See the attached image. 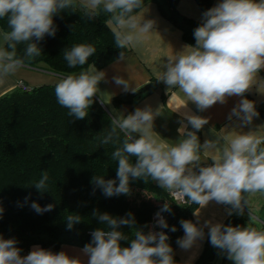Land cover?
Masks as SVG:
<instances>
[{"label":"clouds","instance_id":"clouds-1","mask_svg":"<svg viewBox=\"0 0 264 264\" xmlns=\"http://www.w3.org/2000/svg\"><path fill=\"white\" fill-rule=\"evenodd\" d=\"M64 10H83V16L88 19L101 12L108 14L105 24L115 46L122 50L118 62L134 56L150 68L156 81L167 86L168 103L180 100L170 107L171 112L181 115L177 129L181 138L174 143L154 130L155 118L163 115L165 105L156 109L137 107L127 115L112 109L110 127L89 143L113 146L111 159L118 161L116 180L93 177V192L99 188L106 197L129 195L130 181H154L176 203L199 206L194 211L196 222L180 221L184 235L176 243L182 250L192 249L198 240H203L207 228L210 244L233 264H264V219L252 211V197L258 193L264 195V124L243 131L259 117L255 103L240 99L227 117L229 121L235 117L237 124L231 130L228 126L219 131L213 128L215 138L203 143L197 132L209 123V118L193 114L191 110L181 112L189 102L204 112L217 102L225 104L229 97H244L253 85L264 82L259 77L264 70V0H220L203 12L200 26L194 29V45L185 44L177 52L166 45L168 51L161 57L149 49L153 38L163 40L155 20L145 18L149 8L144 0H0V20L6 21V28L0 27V85L41 55L37 42L46 35L55 36L57 28L53 18ZM21 44L23 55H18ZM95 53L96 47L88 43L66 49L63 58L67 66L81 70L59 74L55 83L57 103L68 110L69 117L77 120L88 116L93 98L98 94L102 105L111 103L112 94L101 93L99 88L102 81L108 82L106 72L98 70L95 63H88ZM128 53L133 56L129 57ZM112 81L126 93H135L140 87L138 82L132 87L129 80L118 75ZM132 156L136 157L135 163L130 161ZM205 161L211 163L205 164ZM48 182L49 174L44 171L33 185L43 194ZM210 201L228 206L229 216L233 213L243 216L247 208V226L211 220L200 224V209ZM30 206L37 214L54 209L53 204L41 207L32 202ZM3 212L0 206V218ZM162 212H171L169 203L165 202L156 213V226L167 229L169 225ZM93 215H98L105 227L93 231L91 243L81 249L88 257L87 264H177L164 231L150 230L145 234L134 227L132 213L122 218L108 213L94 212ZM66 221L70 230L82 217L68 214ZM121 226L135 229L128 247L121 246V241L129 240L119 230ZM176 230L175 226L170 229ZM16 244L14 238L0 236V264H84L78 256L70 257L64 251L54 253L39 246L21 256ZM184 264H191V260Z\"/></svg>","mask_w":264,"mask_h":264},{"label":"trees","instance_id":"trees-1","mask_svg":"<svg viewBox=\"0 0 264 264\" xmlns=\"http://www.w3.org/2000/svg\"><path fill=\"white\" fill-rule=\"evenodd\" d=\"M178 2L144 0L145 4L155 3L160 13L180 29L182 39L194 45V29L200 26V22L181 15L177 10ZM195 2L204 12L211 8L213 0ZM53 19L57 28L55 36L46 35L37 42L41 55L26 66L58 75L78 72L81 70L79 67L67 66L64 51L74 44L88 43L96 47V53L88 63H95L101 69L117 60L122 51L115 46L114 37L105 24L108 19L106 13L101 12L97 17L88 19L83 16V10H64ZM0 27L6 28L5 20H0ZM23 49V44L18 45V55H23ZM55 83L28 86L19 82L16 88L0 96V206L4 209L0 218V236L14 238L21 255L31 245H39L52 252L64 244L83 248L91 243L93 231L105 227L98 215H93L94 212L108 213L116 218L132 213L134 227L147 234L152 218L167 202L171 212L162 213L169 228L163 231L169 237L168 243L173 248L176 261V241L183 233L180 221L189 220L198 205L177 204L167 191L151 180L148 183L142 179L130 181L129 195L106 197L99 188L93 192V177L116 180L118 161L111 159L113 146L89 143L110 127L111 114L94 97L85 119L69 117L68 110L57 103ZM157 86L150 79L135 93L125 92L115 96L113 104L116 107L132 105ZM255 107L264 116V104ZM130 161L135 163L136 157H130ZM44 171L49 174V186L41 194L33 183L40 179ZM32 202L41 207L53 204L54 209L37 214L30 206ZM68 214L82 217V221L70 230L66 221ZM224 224L245 227L244 215L233 213ZM173 226L177 229L175 232L170 231ZM119 230L129 236V240L120 242L121 246H130L131 232L135 229L121 226ZM218 251L208 238L195 264H216Z\"/></svg>","mask_w":264,"mask_h":264},{"label":"crops","instance_id":"crops-1","mask_svg":"<svg viewBox=\"0 0 264 264\" xmlns=\"http://www.w3.org/2000/svg\"><path fill=\"white\" fill-rule=\"evenodd\" d=\"M219 2L220 0H213L211 7H214ZM145 5L149 8V12L146 13L145 18L155 20L156 30L163 40L162 42L159 39L153 38L152 42L149 45L150 50H155V54L158 57H161L168 51V47L166 45L171 46L172 50L174 52H177L182 50L183 45L189 44L182 39L180 29L170 21H168L160 13L155 3H146ZM177 10L181 15L201 23L203 12L200 10L195 0H179L177 4ZM127 55L129 57L133 56L132 53H128ZM162 59L166 60V57ZM25 67L31 68L28 66ZM98 70H103L106 72V79L108 82L105 83L102 81L99 84V88L101 90V93L112 94L111 103L103 105L111 115L113 114L112 109H116L127 115L128 113L133 112L137 107L144 108L145 106H151L153 109H156L160 105H165L163 115L155 118L154 130L158 132L163 138L168 139L169 143H174L181 138L179 133L177 132V129L180 126L178 121L181 119V115L179 112H171L170 110L171 104H179L180 100L177 99L168 103L170 93L167 91V86L163 82L156 81V79L152 75L150 68L147 65H144L140 60L133 56L132 59H126L122 62H118V60H115L104 68ZM46 71L50 72L48 70ZM50 74L58 76V74L52 72H50ZM117 75L123 77L126 80H129L132 87H136L138 82L140 86L139 89L148 84L150 79L155 81L158 86L152 91L145 93L143 97L136 101L134 104H122L116 107L113 104V98L119 94L125 93L122 90V86H117L112 81V77ZM259 77L261 79H264V70H261V72L259 73ZM20 80L21 79H18L16 75H12L5 84L0 85V96L16 88L18 83L22 82ZM25 84L28 85L27 83ZM96 98L100 101V94H98ZM242 98H247L250 101H253L255 105L264 104V82H259L258 85H253L251 90L245 93L244 97H229L225 104L221 105L219 102H217L214 106L205 110L204 112H199L195 105L191 102L188 103L187 109H181V112L191 110L193 114L209 118V123L205 125L202 130L197 132L200 142L203 143L206 139L215 138L211 131L213 128L219 131L222 127L228 126L229 130H231V128L237 124V120L235 117H233L232 121H229L227 117L231 109ZM260 124H264V116H262L259 112V117L254 118L253 124L250 126H245L243 128V131L247 132L251 129H254L255 126ZM189 130H191L190 126ZM239 130L240 129L237 128V131ZM204 163L210 164L211 161H205ZM198 207L199 206H197L196 209H198ZM227 207L228 206L218 204L215 201H210L206 207L200 209V224H203L205 220H211L213 223L224 224L230 217L226 212ZM189 220L193 222L197 221V217L194 215V212L192 213ZM204 231V239L198 240L197 244L194 245L192 249L182 250L179 246L176 248L175 256L177 264H184V262L188 260H191V264H195L197 262L208 239V229L205 228ZM183 235L184 231L181 238L183 237ZM34 246L39 245H31L29 249L21 256H26L27 254H29ZM81 249L82 247L64 244L61 245L59 249L54 253L64 251L70 257L78 256L84 262V264H87L88 257L81 252Z\"/></svg>","mask_w":264,"mask_h":264},{"label":"rangeland","instance_id":"rangeland-1","mask_svg":"<svg viewBox=\"0 0 264 264\" xmlns=\"http://www.w3.org/2000/svg\"><path fill=\"white\" fill-rule=\"evenodd\" d=\"M43 66V65H42ZM14 75L18 77V79H21L20 81H24L30 86L34 85H41V84H52L55 83L57 80V75H52L50 72H47L44 69L40 68H26L23 67L19 69ZM252 211L259 215L261 218H264V195L262 194H256L252 197ZM248 216H249V210L245 208L244 213V226L246 227L248 224ZM216 264H233L232 261L228 260L226 256L219 254V251L217 252Z\"/></svg>","mask_w":264,"mask_h":264},{"label":"built area","instance_id":"built-area-1","mask_svg":"<svg viewBox=\"0 0 264 264\" xmlns=\"http://www.w3.org/2000/svg\"><path fill=\"white\" fill-rule=\"evenodd\" d=\"M169 196L175 201L174 197L169 193ZM178 204V203H177ZM161 215L164 217V214L161 213ZM156 215L152 218V221L149 224V231H155V232H159V231H163V229L159 228L158 226H156Z\"/></svg>","mask_w":264,"mask_h":264}]
</instances>
